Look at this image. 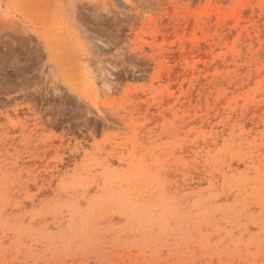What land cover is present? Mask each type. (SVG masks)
Masks as SVG:
<instances>
[{
	"label": "rangeland",
	"instance_id": "374dc122",
	"mask_svg": "<svg viewBox=\"0 0 264 264\" xmlns=\"http://www.w3.org/2000/svg\"><path fill=\"white\" fill-rule=\"evenodd\" d=\"M50 1L0 0V264H264V0Z\"/></svg>",
	"mask_w": 264,
	"mask_h": 264
},
{
	"label": "bare ground",
	"instance_id": "6f19581e",
	"mask_svg": "<svg viewBox=\"0 0 264 264\" xmlns=\"http://www.w3.org/2000/svg\"><path fill=\"white\" fill-rule=\"evenodd\" d=\"M51 1H52V0H51ZM51 1H50V2H51ZM52 3H53V2H52ZM53 5H54V4H53Z\"/></svg>",
	"mask_w": 264,
	"mask_h": 264
}]
</instances>
